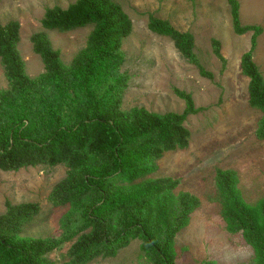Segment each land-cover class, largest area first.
Masks as SVG:
<instances>
[{"label":"trees","instance_id":"1","mask_svg":"<svg viewBox=\"0 0 264 264\" xmlns=\"http://www.w3.org/2000/svg\"><path fill=\"white\" fill-rule=\"evenodd\" d=\"M227 1L234 32L239 36L253 32L240 68L249 79V106L261 112L255 136L264 141V75L254 61L264 28L242 25L240 2ZM41 23L49 31L87 26L93 30L86 47L70 63L62 60L46 33L33 35V50L41 57L44 72L31 78L18 48L20 22L0 23V59L8 81V87L0 90V171L68 168L49 202L55 208L78 209V226L64 238L77 237L69 251L75 263L115 257L139 240L141 252L152 264H176L175 241L201 200L188 192L175 194L181 179L153 175L166 154L188 149L191 132L186 122L200 111L193 95L174 89L186 104L181 114L123 109L131 79L122 71L123 43L133 32V21L114 0H76L67 8H48ZM148 28L171 39L202 76L212 78L195 53L191 32L179 31L153 14ZM213 47L226 67L221 42L214 39ZM216 176L227 230L243 232L255 251L253 262L264 264V199L255 215L236 196V172L218 170ZM40 213L38 203L7 202L0 215V264H52L48 256L60 241L21 236Z\"/></svg>","mask_w":264,"mask_h":264},{"label":"rangeland","instance_id":"2","mask_svg":"<svg viewBox=\"0 0 264 264\" xmlns=\"http://www.w3.org/2000/svg\"><path fill=\"white\" fill-rule=\"evenodd\" d=\"M75 1L0 0V23L16 20L21 24L18 48L31 78L44 72L42 59L33 50V35L46 33L65 63H70L86 47L93 26L59 32L46 30L41 23L48 8H67ZM114 1L133 21V32L123 43L126 58L122 71L131 76L123 109L144 107L162 114H181L186 104L174 92L179 89L191 93L200 110L186 122L191 132L188 149L166 154L153 175L181 179L175 194L188 192L201 200L190 224L175 241L176 264H255V251L243 232L227 230L216 181L218 170L236 172L237 198L251 213L258 214L264 199V141L255 136L261 112L249 106V79L240 68L243 54L250 49L253 32L240 36L234 32L227 0ZM238 1L242 25L264 28V0ZM151 14L169 20L179 31L194 35L195 53L212 78L202 76L171 39L149 30ZM214 39L222 44L226 67L214 54ZM254 61L264 75V32L258 39ZM7 87L0 59V90ZM67 172L64 165L0 171V215L6 212L7 202L38 203L40 215L21 236L60 241L48 256L52 264H77L69 257L77 237L64 238L78 226V209L75 205L55 208L49 202L52 190L65 179ZM140 246L141 241L134 240L115 257L98 258L90 264H152Z\"/></svg>","mask_w":264,"mask_h":264}]
</instances>
